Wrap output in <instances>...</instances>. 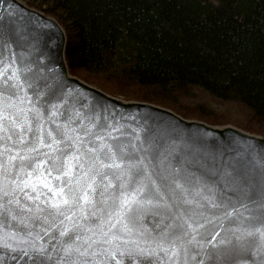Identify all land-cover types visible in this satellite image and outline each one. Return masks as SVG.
I'll return each instance as SVG.
<instances>
[{"label": "water", "instance_id": "1", "mask_svg": "<svg viewBox=\"0 0 264 264\" xmlns=\"http://www.w3.org/2000/svg\"><path fill=\"white\" fill-rule=\"evenodd\" d=\"M66 44L56 18L0 0L2 264L48 243L36 205L65 199L57 222L78 225L76 264H264V135L109 94L70 72Z\"/></svg>", "mask_w": 264, "mask_h": 264}, {"label": "trees", "instance_id": "2", "mask_svg": "<svg viewBox=\"0 0 264 264\" xmlns=\"http://www.w3.org/2000/svg\"><path fill=\"white\" fill-rule=\"evenodd\" d=\"M106 92L264 135V0H25Z\"/></svg>", "mask_w": 264, "mask_h": 264}, {"label": "snow or ice", "instance_id": "3", "mask_svg": "<svg viewBox=\"0 0 264 264\" xmlns=\"http://www.w3.org/2000/svg\"><path fill=\"white\" fill-rule=\"evenodd\" d=\"M3 119H7V117H4ZM58 134L63 135L62 131L60 129H57ZM51 135V134H50ZM8 139H11V136L7 137ZM2 155V154H0ZM12 159H16V157H12ZM102 167L105 168H119V164H105L102 165ZM67 174V173H66ZM31 184L30 181L24 182V187L27 188ZM33 187V190H35V185H31ZM45 187H48L47 184L44 185ZM91 188V185H89ZM51 190V189H50ZM61 189V193H62ZM137 195H139V190L137 191ZM4 196H7V193H4ZM29 199H32V197H28ZM2 199V198H0ZM36 200H39L40 197L37 195L35 197ZM83 199L88 202L89 197L87 193L83 196ZM11 203V201H9ZM17 204H19V201H16ZM61 204L67 205L69 204L68 200H61L53 202L49 207L51 209H54L55 211H48L46 213V209L40 207L39 205H36L35 213L33 216V220L35 223L40 222L41 216L43 217V221L45 224L48 225L45 229H43V236H37V239H43L44 237H48V243L42 244L39 247L36 246L35 243L32 244L31 248H22L19 249L21 251V258L22 257H28V261L26 264H46L47 261H50L52 259L51 252H62L63 255L60 257V260L63 262V264H76V260L74 259V255L78 256H84L86 253L81 252L79 248L73 247V244H75L76 241H79L81 239V236L77 233L76 229L78 225H73L71 228L65 226L64 220H71V216L64 217V219L59 220L57 222V216H63L64 213L60 210ZM139 205V202L136 200L135 196L126 198L124 200V205L127 206V211H132V205ZM31 211V209H29ZM49 217H51V221L49 222ZM6 219L4 214V205L0 204V227H3L4 220ZM15 219V217H13ZM190 227V226H189ZM52 233V235H49V233ZM187 235V233H185ZM175 237V238H173ZM67 238V240H65ZM162 239L167 240L170 244L175 245L178 242H180V237L176 236L174 233L169 234L167 232L163 233ZM49 244H51V249H49ZM67 245V246H65ZM4 245L0 243V247H3ZM167 251V250H164ZM185 253H187V249L184 250ZM173 256L177 255V252L173 250ZM193 259H195L193 257ZM0 264H2V258H0Z\"/></svg>", "mask_w": 264, "mask_h": 264}, {"label": "rangeland", "instance_id": "4", "mask_svg": "<svg viewBox=\"0 0 264 264\" xmlns=\"http://www.w3.org/2000/svg\"><path fill=\"white\" fill-rule=\"evenodd\" d=\"M25 1V0H24ZM64 26V25H63ZM65 28V27H64ZM75 75V74H74ZM76 76H78V75H76ZM79 77V76H78ZM81 78V77H80ZM82 79V78H81ZM84 80V79H83ZM86 81V80H85ZM86 82H88V81H86ZM88 83H90V84H92V85H94V86H96V87H98V88H100L99 86H97L96 84H94V83H91V82H88ZM100 89H102V88H100ZM103 90V89H102ZM103 91H105V90H103ZM106 92V91H105ZM108 93V92H107ZM110 94V93H109ZM113 95V94H112ZM114 96H117V97H120V98H124V97H121V96H118V95H114ZM124 99H127V98H124ZM127 100H136V99H127ZM137 101H143V100H137ZM144 102H147V101H144ZM150 103H152V102H150ZM154 104H156V103H154ZM157 105H159V104H157ZM160 106H163V105H160ZM163 107H166V106H163ZM167 108H169V107H167ZM170 109H172V108H170ZM173 110V109H172ZM173 111H175V110H173ZM176 112V111H175ZM177 113V112H176ZM179 114V113H178ZM182 116V115H181ZM184 117V116H183ZM184 118H187V119H194V120H200V121H204V120H201V119H198V118H188V117H184ZM204 122H206V123H208V124H211V125H215V126H225V125H233V126H235L234 124H229V123H224V124H212V123H209V122H207V121H204ZM236 127H238V126H236ZM238 128H240V127H238ZM242 129V128H241ZM242 130H244V129H242ZM245 131H247V130H245ZM248 132H250V131H248ZM252 133V132H251ZM253 134H256V133H253ZM258 135H261V134H258Z\"/></svg>", "mask_w": 264, "mask_h": 264}]
</instances>
